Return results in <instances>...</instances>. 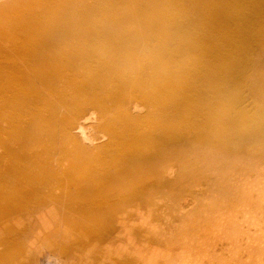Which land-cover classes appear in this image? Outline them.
Masks as SVG:
<instances>
[{
	"label": "bare ground",
	"instance_id": "1",
	"mask_svg": "<svg viewBox=\"0 0 264 264\" xmlns=\"http://www.w3.org/2000/svg\"><path fill=\"white\" fill-rule=\"evenodd\" d=\"M263 173L264 0H0V264L218 256Z\"/></svg>",
	"mask_w": 264,
	"mask_h": 264
},
{
	"label": "rangeland",
	"instance_id": "2",
	"mask_svg": "<svg viewBox=\"0 0 264 264\" xmlns=\"http://www.w3.org/2000/svg\"><path fill=\"white\" fill-rule=\"evenodd\" d=\"M250 180L249 181H251V183H253L254 182V184H251L252 185V187H254V188H252L253 190H251L252 191V195H251V197H249V199H248V197H247V202H248V205L246 206L245 205V207H246V209L244 208V206H240V207H238V208H240V209H238V208H235V214H233V216L234 217H236V218H234L233 219V222H236V223H233V227H234V225L236 224L237 226L239 225V226H241V227H239L238 229H239V231H241V233L239 234V236L238 237H236L235 235H234V237H235V239L237 240V241H232V242H229V241H227V240H218V242H217V247L215 248L216 249V251H217V253H218V256H217V254H216V252L215 253H210V256H208V257H204V260H203V257H199L196 261H194L193 262V264L195 263V264H201L202 263V261H203V263L202 264H211L210 262L212 261V263L213 262H217V264H222V263H219V260H220V254L221 255H223V256H221L222 258L224 257V259H223V262L225 263V264H251L252 263V260H251V258L249 257V255L247 254L248 253V249H246L247 247L249 248V246L252 244L253 246H256L258 243L259 244H261L262 246H263V249H264V173L262 174V175H260V176H258L257 177V175H255V174H253L252 176H250ZM260 178V179H259ZM255 179V180H254ZM259 179V180H258ZM253 180V181H252ZM258 181V182H257ZM258 183V184H257ZM250 185V186H251ZM247 188V186H243V190L244 189H246ZM260 188V189H259ZM246 191V190H245ZM197 192H199L198 194H199V199H200V204H198L197 202H191V200L189 201V200H187L184 204H185V208L186 209H184V211L185 212H188V217L187 218H189L186 222H184V224H186V225H188L185 229H190V227H191V229H195V227L197 228V218H196V215H197V212H198V214L201 212L200 210H204V209H202V207L200 206H198V205H201V204H203V205H207L208 206V202H209V200L210 199H214V197L215 196H217L216 194H214L213 192L212 193H207L206 194V197H205V195H203V193H204V191L203 190H198L197 189ZM201 192V193H200ZM214 195V197H213V195ZM209 195H211V196H209ZM203 197H204V199H203ZM203 200H202V199ZM210 198V199H209ZM261 198V199H260ZM212 199V200H213ZM253 199V200H252ZM260 199V200H259ZM217 200V198L215 199V201ZM214 201V200H213ZM218 202H219V199L217 200ZM250 201V202H249ZM212 202V201H211ZM192 203V204H191ZM188 204V205H187ZM260 204V205H259ZM262 204V205H261ZM193 205V206H192ZM221 206H222V204H220ZM187 206V207H186ZM189 206V207H188ZM195 206V207H194ZM249 207V208H248ZM210 208V207H209ZM223 207H220V208H217V210L218 209H222ZM192 209V210H191ZM236 209H238L239 211H237L236 212ZM191 210V211H190ZM195 210V211H194ZM217 210H215V211H217ZM192 211H194V212H192ZM200 211V212H199ZM248 211V212H247ZM225 212V211H224ZM228 212V211H227ZM227 212H225V213H227ZM239 212V213H238ZM245 212H247V213H245ZM191 213V214H190ZM222 213H223V210H222ZM257 213V214H256ZM192 215V219L189 217V216H191ZM200 216H203V217H200V220L203 222V219H204V217H205V219H204V222L203 223H207V219H206V216H204V215H201V214H199ZM198 215V216H199ZM228 216H231V213H229V215ZM259 216V217H258ZM257 217V218H256ZM231 219H232V217H230ZM262 218V219H261ZM192 221H191V220ZM196 220V221H195ZM199 220V221H200ZM254 220V221H253ZM238 221V222H237ZM183 222V221H182ZM190 223H192V224H190ZM261 223V224H260ZM191 226H190V225ZM235 225V226H236ZM244 227V228H243ZM251 227V228H250ZM199 229H200V227H199ZM208 229H210L208 232H206L205 234H203V238H208V237H210V238H208V239H206V240H204V243H203V245L202 246H200V247H202V248H208L209 247V249H211V250H213L212 248H213V243H214V241H213V243H212V241H210V239L212 238L211 237V235H210V233L212 232V229L213 228H211V225H209V227H208ZM237 229V230H238ZM236 229H234V231H237ZM242 230H244L243 232H245L244 234H242L243 232H242ZM263 231V232H262ZM208 233V234H207ZM202 234V233H201ZM208 235V236H207ZM205 236H207V237H205ZM224 235H222L221 237H223ZM225 237V236H224ZM259 237V238H258ZM260 237H262V238H260ZM254 238V239H253ZM254 240H256L255 242H256V244H255V242H254ZM200 243H201V241H200V239L198 240ZM210 241V242H209ZM222 241H224V242H222ZM261 241V242H260ZM262 241H263V243H262ZM207 242V243H206ZM208 242H209V244H208ZM220 242V243H219ZM206 243V244H205ZM210 243H211V245L212 246H210ZM234 244V245H233ZM255 244V245H254ZM201 245V244H200ZM223 246V248H222V246ZM233 245V246H232ZM236 245V246H235ZM251 245V246H252ZM212 247V248H211ZM237 247V248H236ZM231 248H232V250H231ZM244 249H246V250H244ZM224 250V251H223ZM220 253V254H219ZM212 254V255H211ZM216 254V255H215ZM202 256H203V254H201ZM214 257H215V259H217L218 261H214L215 259H214ZM219 257V258H218ZM228 257V258H227ZM249 257V258H248ZM197 258V257H196ZM201 258V260L202 261H200L199 259ZM254 258H257V257H254ZM208 259V260H207ZM241 259V261H239ZM209 260H211V261H209ZM232 263H231V262ZM197 262H199V263H197ZM237 262H239V263H237ZM247 262V263H246ZM251 262V263H250ZM223 263V264H224ZM264 264V263H263Z\"/></svg>",
	"mask_w": 264,
	"mask_h": 264
}]
</instances>
